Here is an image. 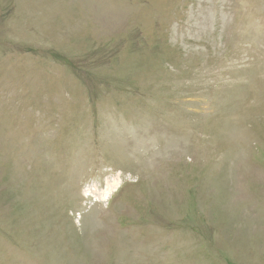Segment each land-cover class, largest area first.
<instances>
[{
    "label": "rangeland",
    "instance_id": "374dc122",
    "mask_svg": "<svg viewBox=\"0 0 264 264\" xmlns=\"http://www.w3.org/2000/svg\"><path fill=\"white\" fill-rule=\"evenodd\" d=\"M0 264H264V0H0Z\"/></svg>",
    "mask_w": 264,
    "mask_h": 264
},
{
    "label": "bare ground",
    "instance_id": "6f19581e",
    "mask_svg": "<svg viewBox=\"0 0 264 264\" xmlns=\"http://www.w3.org/2000/svg\"><path fill=\"white\" fill-rule=\"evenodd\" d=\"M118 181L116 180L114 183H113V185L108 189V191H106L105 192V194L103 193V194H101L102 195V198H103V196L105 197V198H108L109 197V195H110V193L115 189V187L117 186V183ZM109 187V186H108ZM107 190V189H106ZM100 195V196H101ZM93 196V195H92ZM104 198V199H105Z\"/></svg>",
    "mask_w": 264,
    "mask_h": 264
}]
</instances>
